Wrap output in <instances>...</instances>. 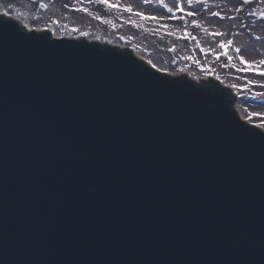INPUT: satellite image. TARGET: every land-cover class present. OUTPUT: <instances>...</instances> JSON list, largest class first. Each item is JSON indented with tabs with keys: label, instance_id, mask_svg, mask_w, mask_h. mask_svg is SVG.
Listing matches in <instances>:
<instances>
[{
	"label": "water",
	"instance_id": "water-1",
	"mask_svg": "<svg viewBox=\"0 0 264 264\" xmlns=\"http://www.w3.org/2000/svg\"><path fill=\"white\" fill-rule=\"evenodd\" d=\"M0 264H264V134L227 93L0 18Z\"/></svg>",
	"mask_w": 264,
	"mask_h": 264
},
{
	"label": "bare ground",
	"instance_id": "bare-ground-1",
	"mask_svg": "<svg viewBox=\"0 0 264 264\" xmlns=\"http://www.w3.org/2000/svg\"><path fill=\"white\" fill-rule=\"evenodd\" d=\"M165 1V6H168L170 4L169 0ZM204 6H206V4L199 5L200 11H203ZM123 9L126 10L127 8H124L122 6L119 7L120 17L116 20V23L133 24L131 22L135 21L137 16L135 14L125 16L121 12V10ZM47 11L48 12L45 11L40 13L37 11V8H34L30 5H25V3L20 2L16 4L14 2L9 3L6 0H0V14L8 13L12 18L16 19L22 25L24 24L25 26H23L28 27L29 29L51 31L52 34H54V36L56 37H70L83 40L99 41L100 43L116 45L119 48H123L126 50L131 49V51L136 56L145 61L152 68L160 70L166 74H170V76H182V74L185 73L186 75H189L194 79L200 78V71L198 72L194 70H189L188 68L184 67L183 69H180L179 72L174 73L166 70L165 66H163V63L168 64L172 60L181 61L180 57L176 53L177 49H179L180 47V36H154L156 34H168L171 30L169 27L163 26L161 24H156L150 31H146L147 33H150V35L153 36H121V32L112 33L110 30V26L98 27L90 20L82 21L78 19H70L67 17H63V21H58L56 18L53 17V14H56L57 10L55 11L49 8ZM47 13L49 16L46 15ZM46 19H48L49 22L47 24L51 26L43 25L44 27H37L38 25H41L42 20ZM35 23L39 24L36 25ZM135 25H137L138 27L142 26L140 23H135ZM257 32L262 34L260 30H255V33ZM200 35H204L203 29H200ZM123 37L124 39L128 38L129 40L133 41L134 44H125L124 41H121V38ZM236 39L237 42H239L242 40V37H237ZM202 40L206 41V37H202ZM243 41L248 46V51H246V54L251 53L250 50L252 48H255V45L258 44V42L251 37L243 39ZM148 42L150 43V45L148 44ZM261 46L262 48H264L263 44H261ZM208 48H210L209 44ZM213 72V69H207V74H212ZM194 81L197 82L198 80ZM223 81L226 84H230L229 82H225L224 79ZM235 109L238 111L237 113L239 114V116L243 117V119H246L249 122L259 125L258 123H256L258 122L257 119L250 116V113L247 110H242V104L240 100L236 104ZM252 111L254 112L255 110ZM260 120H264V118Z\"/></svg>",
	"mask_w": 264,
	"mask_h": 264
},
{
	"label": "rangeland",
	"instance_id": "rangeland-1",
	"mask_svg": "<svg viewBox=\"0 0 264 264\" xmlns=\"http://www.w3.org/2000/svg\"><path fill=\"white\" fill-rule=\"evenodd\" d=\"M7 2L11 3V2H14V3H20V2H23L25 4H31V6H34V8H37V11L38 12H42L43 10L45 11L47 8L43 5L42 2H48L50 3L52 6H54L53 9H57L58 10V13L54 15V17L56 19H58L59 21L63 20L61 19V17H67V18H70V19H83V20H88V15L87 14H83V12L80 10L81 8H86L87 10H89L90 12L93 11V13H99L100 15L104 16V18H107L109 19L110 22H113L115 20H117V17L115 15H112L110 13H107L106 11H100L98 9H96L95 7L92 6V4L88 1L86 3L82 2V0H6ZM229 1V0H228ZM231 1V4H230V7L228 5L227 2H223L220 6H218V9L224 14V16H230V15H233V11L235 12L234 10V7H233V2L232 0ZM125 3L127 4H130L131 7H135L137 10H144L148 13H152V14H157L158 16L162 17V16H173V13H174V8L175 6L172 5L171 8L169 9H172L171 12H169V9L168 8H164L159 0H124ZM89 3V4H88ZM85 4H88V6L91 5V7H86ZM85 6V7H82V6ZM214 9V7H212ZM264 11V9H263ZM235 14V13H234ZM204 18V15L203 14H200V13H196V17H194V21L197 22L196 25H187L186 22L184 21H180L177 23V25L175 26V28L177 29L178 34L180 35H184V34H189V35H192V39L188 40L187 42L186 41H183L181 42V49H183V52L184 49L187 50V54L188 55H191V57L195 56V55H199V54H202L201 51L202 49H207V46L209 44L210 46V50H212L213 54H212V58H211V61H214L215 60V56L217 57L216 58V64H211L215 67L216 71H228L226 69V67H224V64L228 65L229 63V60H221L219 59L218 57L220 56V50L222 49L221 47V44H223V42L225 43H228V41H225V40H228V36H232L234 34V32L231 34L229 33L230 31H227L226 35L224 36V40L223 41H220L218 47H217V42H211L208 37L211 39L213 36H205L206 37V42H204L202 40V37L204 36H198V21L200 23V27H205V30H206V34L210 35L211 31L212 30H221V31H224V27L225 28H228L229 26L232 27V25L235 24V28H237L239 26V30L241 29H244L242 31V35L243 34H246V36H252V33L249 32V30H252V27H249V30L246 29V28H242V25L244 23H248V24H251V19H247L246 16L244 15H241L240 17H238L235 22H232L230 21V19H227L229 21L226 22H222L220 20H217L215 17L214 19V22L217 21V23H219L218 25H212V23L210 24H206L205 20L203 19ZM191 20V21H192ZM246 20V21H245ZM250 20V21H249ZM202 21L204 23V25L202 26ZM245 21V22H244ZM113 24V23H111ZM100 25V24H99ZM257 26L263 30L262 32V35L264 33V26H261L259 23L257 24ZM235 28L232 30V31H235ZM125 32L126 33H129L128 30H126L124 28ZM132 33L130 34H133L131 36H152L147 33H143V32H139V31H133L131 30ZM212 40V39H211ZM232 43L234 42L231 41ZM181 52L179 50V53L178 55L180 56ZM257 55L255 54L254 57H256ZM254 57H251V58H254ZM256 58H259V57H256ZM210 61V60H208ZM166 65V64H165ZM180 65H183V64H180L178 63L177 61H174L172 62L171 64H168L166 65L169 69L171 70H174L178 68V66ZM218 67V68H216Z\"/></svg>",
	"mask_w": 264,
	"mask_h": 264
},
{
	"label": "snow or ice",
	"instance_id": "snow-or-ice-1",
	"mask_svg": "<svg viewBox=\"0 0 264 264\" xmlns=\"http://www.w3.org/2000/svg\"><path fill=\"white\" fill-rule=\"evenodd\" d=\"M145 2H146V0H145ZM187 2L191 3V0H187ZM112 6L115 7L116 5H112ZM128 10L131 11V9H128ZM176 10L179 11V12H184L185 11V0H177ZM171 11H172V9H169V12H171ZM4 14L6 15L7 13H4ZM140 15H143V14L140 13ZM188 15H190V16L191 15H196V13L195 12H189ZM152 18L156 19V17H152ZM216 35H221V34L217 33ZM231 43H232L231 41H229L228 43H223V44H221V47L227 49V48H229L231 46ZM235 51L237 53H239L241 51V49L240 48H236ZM225 54H227V53H225ZM231 58L232 57H229V59H231ZM238 58L243 64H245V65L249 64V61L245 60L243 56H239ZM242 70H244V71H248V70L257 71L258 74L262 78H264V69L245 68V69H242ZM249 83H251V81Z\"/></svg>",
	"mask_w": 264,
	"mask_h": 264
}]
</instances>
